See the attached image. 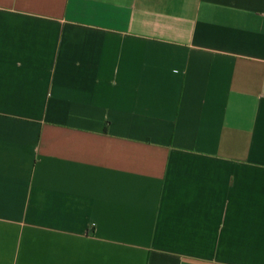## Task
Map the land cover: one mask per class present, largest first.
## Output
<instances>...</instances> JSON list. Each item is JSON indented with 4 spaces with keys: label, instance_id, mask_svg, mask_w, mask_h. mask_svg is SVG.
<instances>
[{
    "label": "crops",
    "instance_id": "crops-1",
    "mask_svg": "<svg viewBox=\"0 0 264 264\" xmlns=\"http://www.w3.org/2000/svg\"><path fill=\"white\" fill-rule=\"evenodd\" d=\"M0 264H264V0H0Z\"/></svg>",
    "mask_w": 264,
    "mask_h": 264
}]
</instances>
